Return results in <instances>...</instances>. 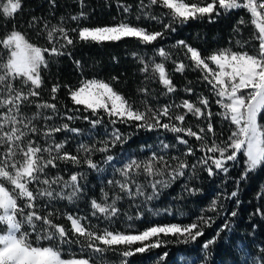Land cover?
I'll use <instances>...</instances> for the list:
<instances>
[{"label":"snow or ice","instance_id":"snow-or-ice-1","mask_svg":"<svg viewBox=\"0 0 264 264\" xmlns=\"http://www.w3.org/2000/svg\"><path fill=\"white\" fill-rule=\"evenodd\" d=\"M74 3L79 5L75 14L57 17L58 0H46L47 14L33 15L28 21V28L36 32L37 41H45L43 45L30 42L15 25L10 31L4 25L5 34L0 36V264H106L108 252L118 254L120 264H127V258L136 253L173 242L162 239V236L174 237L176 243H195L204 236L205 228L212 227L215 222L214 217L202 214L187 225H153L137 233L108 228L99 230L95 226L85 225L82 221L86 217L67 213L64 218L70 222V227L57 223L56 219L61 214L54 204L62 200L75 203L85 195L86 184L82 181L87 179L84 172H73L65 179L60 175V165H86L88 169L103 171L92 159V154H106L103 163L110 164L114 160V156L108 154L111 148L126 143L130 137L114 129L110 139L99 141L101 147H97L96 143H80L76 154H73L65 149L67 138L58 142L56 134L71 132L80 135L85 130L73 127L68 122H52L56 119L69 122L83 119L90 125L89 133L103 124L105 117L112 125L131 122L138 129H163L173 133L175 140L186 147L178 156L166 158L154 152L147 160L132 159L117 169L123 180H109L107 183L119 191L110 198L109 193L101 189V200L93 198L89 202L91 215L98 219L111 220L119 215L117 202L124 195L130 198L145 195L144 187L136 183V175L167 176V179L151 182L152 194L146 196L147 200H151L159 194V187H167L172 181L185 176L186 170L191 169L190 179H196L199 171L206 172L212 178L221 173L227 175L230 167L242 163L243 170L235 181L236 190L217 196L205 210L219 215L224 207L222 199L237 198L240 182L264 168V0H199L198 3L186 0H138L136 19L156 21L162 24V31H149L126 20L110 25L82 26L80 21L89 17L85 11V0H74ZM153 6L168 11L156 15L152 12ZM118 7L125 13L133 9L132 4H118ZM21 9L22 0H0V15L6 19H14ZM236 10L250 14L249 20L241 16L237 21L234 28L236 33H240L241 25L253 26V33L248 39L235 42L240 50L221 48L204 56L198 48L184 40L173 45L184 50L192 70L200 72L198 80L205 83L214 101L210 100V96L196 93L191 86L192 81H188L182 89L177 88L164 62L171 59V53L163 47L155 49V56L162 58L161 62H156L155 57L146 59L137 52L132 53L141 65L139 72L144 75L145 81L162 85L165 90L163 94H175L179 90L195 94V101L182 99L178 104L173 101L153 107L146 99L151 91L145 84L137 88V92L145 97L140 101L144 105L141 110L136 107L135 101L113 86L119 82L118 76H111L107 81L82 79L75 87L57 82L49 90L51 102L41 98L40 90L44 85L42 70L49 68V57H71L77 43L117 42L135 38L140 44L151 45L168 32H175L177 25L186 24L191 19L207 18L212 22L214 15L219 17ZM165 16L167 23L163 21ZM53 18L57 19V23H52ZM69 21L75 22V27H68ZM73 63L82 70L80 60L73 59ZM172 63L176 73H184L189 67L183 61L173 60ZM62 87L67 90L72 108L67 105L58 107L57 94ZM213 102L220 111L213 112ZM61 107L66 109L63 114ZM28 109L34 111L29 114ZM84 112L88 115H83ZM189 114L198 121L206 122L205 126L197 124L198 131H194L191 125L185 126ZM216 117L230 127V134L226 138L221 139L223 133L218 134L214 128ZM165 118L168 122H164ZM186 137L199 142L198 150L203 155L196 156L197 149L190 145ZM41 139L43 144L40 143ZM161 143L164 149L175 147L174 144ZM188 157H196L195 162L190 164ZM52 169L57 171L50 174ZM185 190L193 195L201 191L187 185ZM261 196L264 197V192ZM239 203L237 200V205ZM237 214V211L230 213L231 217ZM252 215L264 219V210L257 208ZM255 227L253 225V229ZM226 231H231L227 216L215 235L201 245L203 256L200 264H209L212 256L210 249ZM136 244L141 246L133 249L132 246ZM72 245H78L79 251H74ZM64 246H69L67 252ZM119 246H124L123 250L118 251ZM242 253L244 259L238 260L237 264H264V245L258 246L256 255L250 251L242 250ZM167 255V252L163 253L160 259Z\"/></svg>","mask_w":264,"mask_h":264},{"label":"trees","instance_id":"trees-1","mask_svg":"<svg viewBox=\"0 0 264 264\" xmlns=\"http://www.w3.org/2000/svg\"><path fill=\"white\" fill-rule=\"evenodd\" d=\"M189 3H198L199 0H186ZM85 11L89 13L86 20H81L82 26H102L118 23L121 20L145 27L149 31L157 30L162 31V24L156 21L141 19L137 20L138 0H85ZM60 5L56 9V16L66 14H75L79 10V5L74 3V0H58ZM118 4H132L133 9L130 13H125ZM43 5V7H42ZM46 0H22V9L15 15V18H4L0 15V36L5 34L4 25L10 31L15 25L22 34L30 42H38L44 44V40L37 41L36 32L28 28V21L33 15L39 16L47 14ZM161 11L167 12V9L161 10L153 6V14L159 15ZM243 16L247 21L250 14L244 10L231 11L228 14H221L219 17L214 15L213 21L209 22L205 19H191L186 24L177 25L175 32H168L162 39L153 42L151 45L140 44L135 38H125L117 42H103V43H77L72 49V56H61L52 58L49 57V68L42 70L44 85L41 91V98L50 101V88L54 83L59 82L61 85L68 84L73 87L77 86L82 79H101L109 80L111 76H118L119 82L114 83V87L124 94L126 97L135 101L136 107L143 110L144 105L140 103L141 99H145L140 93L137 92L138 87L148 85L151 95L146 97L148 103L153 107L163 106L165 104L175 102L180 103L182 99L196 100L195 94H188L183 91H177L175 94H163L164 89L155 81H145L144 75L139 72L141 65L132 56L133 52L147 58L155 57L156 62H161L159 56H155V49L159 47L165 48L166 51L171 53V59L164 61L166 70L171 74L174 84L178 89H182L188 81H192V87L196 93H203L210 96L205 83H201L198 78L200 77L199 71H193L191 62L184 56V50L173 47L179 40H184L192 46L198 48L202 55L207 56L210 53L221 48L232 47L233 50H240L236 46V41L241 39H248L253 33V26L241 25L240 33H236L234 28L237 21ZM164 23H167L168 18L163 17ZM52 23H57V19L53 18ZM68 27H75V22L69 21ZM251 51V49H249ZM73 59L80 60L82 63V70L78 69L73 63ZM173 60L183 61L189 67L184 73L174 72L175 65ZM58 107L67 105L72 108L73 105L67 95V90L61 88L57 94ZM210 100L214 98L210 96ZM51 102V101H50ZM213 112L220 111L219 106L212 103ZM29 114L34 109L27 110ZM66 111L61 107V114ZM72 115L74 113H68ZM80 115L81 113H75ZM83 115H88L84 112ZM54 123L68 122L73 127H78L85 130L82 134L75 133H58L56 140L62 141L67 138L68 143L65 149L73 154H76L77 147L80 143L93 144L96 143L97 147L102 145L99 141L110 139L111 133L114 129L127 139L126 143L117 144L115 148H111L108 154L114 156V160L110 164H104V156L106 154L95 152L92 154V159L97 162L103 171L97 172L88 169L86 165L79 167L72 164H61L60 175L68 179L73 172L86 173L85 195L78 199L75 203L67 200L58 201L54 204V208L59 211L56 222L63 224L66 228L70 227V222L64 218V214H72L74 216L86 217L82 222L85 225L95 226L99 230L108 228L112 231H121L125 233H137L153 225H165L170 223H177L187 225L197 220V217L202 214L205 216H212L215 222L212 227L205 228L204 236L199 238L197 242L190 244L176 243L174 237H161L164 240L171 239L173 242L167 243L160 248L146 250L144 253H136L130 258H127V264H200V259L203 256L201 245L204 241L211 239L218 228L225 223V216L231 223V231H226L221 234V239L218 240L210 251L209 264H237L238 260H243V251H250L253 255L258 253V246L264 245V219L259 215H252L257 208L264 210V197L261 193L264 192V168L259 171L249 174L246 180L240 182L239 194L237 198L227 200L222 199L224 205L223 210L219 215L212 211H205L214 198L220 196L222 193L230 194L236 190V180L241 175L243 164L230 167L227 175L221 173L212 178H209L204 171L198 172L196 179H190L191 169L186 170L183 177L172 181L167 187H159V194L151 200H147L146 196L152 194L150 184L155 179H167V176L148 177L144 174L136 175V183L144 187V196L128 197L124 195L123 199L117 202V207L120 209V214L111 220H104L91 215L90 200L95 198L98 201L102 198L101 189L109 193L111 198L118 188L109 185V180H123L120 172L117 169L123 167L132 159L139 161L147 160L155 152L159 155L167 157L181 155L186 150L184 145H180L175 140V135L166 132L163 129L147 131L138 129L130 123H117L112 125L108 123L107 117L103 124L98 125L96 129L89 133L90 125L83 119L75 121H61L56 119ZM164 122H168L167 118ZM200 124L205 126L206 122L203 120H196L195 117L189 114L186 117L185 126L191 125L194 131H198L196 125ZM214 128L218 134L221 132L223 135L221 139L226 138L230 134V127L227 122H222L220 117L214 120ZM183 135V134H181ZM211 138V134H209ZM190 141V145L197 149L196 156L203 155L199 149V142L192 137H186ZM175 145L164 149L162 143ZM40 143H44L43 139ZM81 155H83L81 153ZM183 158V157H182ZM242 159V158H241ZM196 157H188L189 163H194ZM231 164V162H229ZM57 170L52 169L50 174H54ZM135 175V174H134ZM185 185L188 188H198L196 194H190L185 190ZM135 190V185H133ZM123 195V194H122ZM239 200V205H237ZM110 202V201H109ZM167 210V211H165ZM237 211L236 217H231L230 213ZM131 217V219H129ZM255 225V229H253ZM141 246L140 244L133 245L132 248ZM69 246H64V251L67 252ZM124 246H119V250H123ZM74 251H79L78 245H72ZM167 252L168 255L164 259H160L163 253ZM89 254V253H85ZM106 264H120L121 257L118 254L108 252L106 254Z\"/></svg>","mask_w":264,"mask_h":264}]
</instances>
